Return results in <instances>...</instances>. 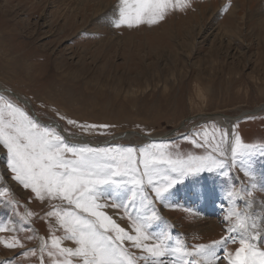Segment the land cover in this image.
<instances>
[{
    "label": "rangeland",
    "instance_id": "374dc122",
    "mask_svg": "<svg viewBox=\"0 0 264 264\" xmlns=\"http://www.w3.org/2000/svg\"><path fill=\"white\" fill-rule=\"evenodd\" d=\"M119 7L120 0H0V96L41 125L56 122L70 144L133 147L134 159L152 144L165 145L173 159L208 155L221 133H233L221 145L225 176L204 171L175 185L163 200L155 199L144 178L127 213L131 191L114 194L106 187L104 194L112 199L103 211L129 232L139 217L151 225V237L166 236L169 247L180 241L193 253L196 245L227 235L229 210L249 223L254 214L259 223L264 219V108L256 109L264 106V0H188L186 7L168 9L158 23L133 27L113 26ZM12 94L29 103L38 119ZM217 115L237 119L231 132L207 118ZM205 134L211 143H193H203ZM235 136L256 146L243 166L232 165ZM161 171L168 174V166ZM12 177L0 146V264H42L39 237L51 248L50 236L64 235L46 213L53 204L67 206L36 199ZM226 189L238 195L229 200ZM13 239L19 245L6 247ZM256 243L264 245V232ZM61 246L75 244L62 240ZM123 246L144 264L140 258L147 253L127 241ZM227 247L234 251L238 244ZM216 252L224 255L221 248ZM192 258L203 261L185 257ZM174 259L166 257L165 264ZM43 260L53 264L55 257L46 250Z\"/></svg>",
    "mask_w": 264,
    "mask_h": 264
},
{
    "label": "snow or ice",
    "instance_id": "6c2138e0",
    "mask_svg": "<svg viewBox=\"0 0 264 264\" xmlns=\"http://www.w3.org/2000/svg\"><path fill=\"white\" fill-rule=\"evenodd\" d=\"M186 6L188 0H120L119 18L113 26L155 24L164 18L168 9ZM68 123L74 122L69 120ZM232 135L221 133L212 153L204 156L173 159L165 152V145L152 144L140 149L134 159L137 150L133 147L70 144L55 127L41 125L23 109L0 96V146L6 150L7 167L13 180L30 189L38 200L49 203L58 200L67 206L53 204L52 210L46 213L48 217H55L57 226L64 232L62 237L50 236L51 248L45 243L40 246L41 258L47 250L50 258L55 257L53 264H138L136 257L124 248L125 241L147 253L140 258L144 264H165V258L170 256L175 259L169 264H221L216 261L217 248L223 250V260L227 264H264V245L256 243L264 232V219L257 223L254 214L249 223L248 217L241 218L240 212L229 210L224 217L227 235L208 245H196L193 253L180 241L169 247L166 236L151 237L147 230L151 225H146L139 217L132 220L131 214L128 215L132 220L130 230L135 233L130 234L103 211L109 206L107 201L112 199L105 196L106 187H111L114 194L125 189L131 191L132 195L124 205L127 213L128 207L135 206V198L144 188V178H147L155 199L163 200L175 185L204 171L225 176L226 164L221 157L226 153L221 145ZM193 143L204 147L211 142L205 134L203 143ZM255 150V145H246L235 136V142L230 144L232 165L243 166ZM163 165L168 166V174L161 171ZM245 174L251 175L249 171ZM227 175L230 176L231 172ZM224 183L227 185V180ZM244 191L251 197L250 191ZM237 195L231 189L225 191L229 200ZM145 199L147 197L142 196L141 202ZM110 206L119 208L121 204L112 203ZM155 215L153 212L148 219ZM233 216L237 217L235 223ZM151 239L157 242L149 243ZM62 240L72 241L75 247H62ZM229 243L238 244V247L229 250ZM18 245L19 241L15 239L5 244L6 247ZM30 251L35 255L34 250ZM125 257L128 258L125 260ZM185 257L204 259L199 262Z\"/></svg>",
    "mask_w": 264,
    "mask_h": 264
},
{
    "label": "bare ground",
    "instance_id": "6f19581e",
    "mask_svg": "<svg viewBox=\"0 0 264 264\" xmlns=\"http://www.w3.org/2000/svg\"><path fill=\"white\" fill-rule=\"evenodd\" d=\"M17 99H19V101H21L20 100V98L18 97ZM23 101V100H22ZM21 101V102H22ZM23 104H28V107H30V105H29V103H27V102H23ZM262 108H264V106H261L260 108H257L256 110H258V109H262ZM256 110H255V112H256ZM207 118H209L210 120L212 119V120H214V121H216V123H218L219 125H221V127L222 126H224V127H226L227 129H228V131L229 132H231V127H232V123L235 121V119L234 118H230V117H227V116H224V115H217V116H212V117H207ZM51 125H55V122H52V123H50ZM54 127H56V126H54ZM63 135V134H62ZM2 181H3V183L4 184H7L8 185V183H7V181H6V179H4V178H2ZM9 186V185H8ZM206 199L207 200H209L210 199V194L208 193L207 194V196H206ZM201 203H203L202 201H201ZM206 203V202H205ZM114 218H112L116 223H118V219H117V217L113 214L112 215ZM111 217V216H110ZM120 220V219H119ZM120 226V225H119ZM209 227L212 229L213 228V225H209ZM208 227V228H209ZM126 228V227H125ZM209 228V229H210ZM129 230V229H128ZM131 232V231H130ZM132 234V233H131ZM39 241H40V244H42V242H43V240L41 239V237H39ZM219 248H217L216 250H218ZM220 257H223V256H219V257H216V261H219V262H221V264H227V262L226 261H224V260H220L219 258ZM42 260H43V258H42ZM202 260H203V257H202ZM43 264H44V260H43ZM214 264H216V262H214Z\"/></svg>",
    "mask_w": 264,
    "mask_h": 264
},
{
    "label": "water",
    "instance_id": "95a60500",
    "mask_svg": "<svg viewBox=\"0 0 264 264\" xmlns=\"http://www.w3.org/2000/svg\"><path fill=\"white\" fill-rule=\"evenodd\" d=\"M14 97H16V98H18L17 97V95H15V94H12ZM21 101H22V99H20ZM22 102H26V101H22ZM30 108V110L33 112V110H32V107L30 106L29 107ZM33 115H34V117L36 118V119H38V117L35 115V113L33 112ZM243 117V114L239 117V118H242ZM190 120H193V118L192 119H190ZM235 120H237V119H235ZM48 125H51L49 122L47 123ZM52 126H56V128L63 134V136L65 137V138H68V135L62 130V128L55 122V125H52ZM116 137H114L113 139H115ZM149 139H152V138H149ZM91 145H94V144H91Z\"/></svg>",
    "mask_w": 264,
    "mask_h": 264
}]
</instances>
